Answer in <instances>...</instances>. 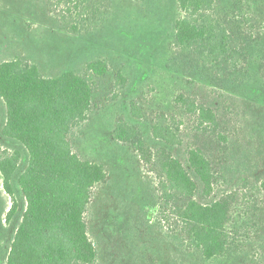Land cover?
<instances>
[{"label":"trees","instance_id":"16d2710c","mask_svg":"<svg viewBox=\"0 0 264 264\" xmlns=\"http://www.w3.org/2000/svg\"><path fill=\"white\" fill-rule=\"evenodd\" d=\"M58 6L59 23L68 34L96 27L99 0H49ZM149 1V0H141ZM171 69L190 86L209 90L210 101L178 94L174 103L195 119V142L185 146L184 162L165 146L183 147L165 116L151 127L164 145L150 149L135 130L119 121L113 139L131 144L158 182L144 216L157 224L173 220L170 243L177 264H264V180L239 172L228 154L233 141L226 105L260 89L264 96V0H175ZM85 74L65 71L45 77L19 58L0 63V100L5 108L2 136L27 154L17 178L25 209L4 264H93L96 250L85 215L105 168L74 152L71 133L85 123L95 92L94 78L107 65L94 60ZM209 140H199V137ZM226 157L216 168L215 154ZM19 153L0 155L3 188ZM15 210L12 206L10 213Z\"/></svg>","mask_w":264,"mask_h":264},{"label":"rangeland","instance_id":"374dc122","mask_svg":"<svg viewBox=\"0 0 264 264\" xmlns=\"http://www.w3.org/2000/svg\"><path fill=\"white\" fill-rule=\"evenodd\" d=\"M96 27L68 34L59 23L58 6L49 0H0V63L14 58L35 64L45 77L65 71L85 74L86 65L100 60L104 76L94 78L91 111L85 123L70 135L74 152L101 164L105 180L96 185L85 221L96 250L93 264H177L170 243L173 220L147 221L144 209L155 193L157 176L139 158L131 144L116 142L119 121L132 127L150 149L164 145L152 138L151 127L160 116L173 119V132L183 147L165 148L184 162V148L195 142L197 123L174 103L178 94L209 102L202 86H190L171 69L170 55L177 16L175 0H99ZM260 89L246 99L227 104L226 112L234 157L251 181L264 180V96ZM263 92V91H261ZM5 108L0 100V155L19 153L9 194L0 174V264H4L13 235L25 209L17 178L27 164L26 151L2 136ZM209 140V137H199ZM215 154L216 168L226 157ZM12 206L15 210L9 214Z\"/></svg>","mask_w":264,"mask_h":264}]
</instances>
